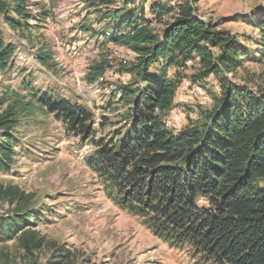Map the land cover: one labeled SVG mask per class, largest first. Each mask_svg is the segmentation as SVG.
Instances as JSON below:
<instances>
[{
  "label": "trees",
  "instance_id": "obj_1",
  "mask_svg": "<svg viewBox=\"0 0 264 264\" xmlns=\"http://www.w3.org/2000/svg\"><path fill=\"white\" fill-rule=\"evenodd\" d=\"M146 1L92 3L96 13L110 9L100 14L110 21L104 32L89 29L92 35L136 54L120 60L128 81L107 103H116L113 113L126 108L121 119L103 118L96 126L84 104L23 80L25 94L0 102L6 105L0 111V175L11 174L19 157L34 155L17 131L42 114L65 135L91 143L86 162L105 195L170 246L190 249L201 264H264V85L236 76L244 62L264 60V12L250 20L259 37L241 39L204 19L200 0H155L148 8ZM36 5L0 0V75L16 69L17 46L7 31L31 42L35 26L51 17L44 6L36 13ZM35 59L57 73L52 47L44 44ZM189 63L196 69L184 76ZM108 66L106 59L94 62L88 80L104 77ZM209 77L219 89L208 88L211 108L173 128L170 114L183 80L206 87ZM108 123L112 130L105 134ZM35 198L0 181V202L9 205L0 213V244L18 239L29 253L43 248L44 238L28 228L41 213ZM53 250L51 258L58 259L52 264L67 262L62 245ZM0 264L14 263L1 252Z\"/></svg>",
  "mask_w": 264,
  "mask_h": 264
},
{
  "label": "rangeland",
  "instance_id": "obj_2",
  "mask_svg": "<svg viewBox=\"0 0 264 264\" xmlns=\"http://www.w3.org/2000/svg\"><path fill=\"white\" fill-rule=\"evenodd\" d=\"M42 6L51 17L32 30V41L18 38L7 31L17 46L16 69L11 74L0 75V102L25 94L23 80L43 91H54L63 97L78 101L94 113L96 126L108 120H119L126 108H116L120 86L128 81L120 60H132L136 54L124 47L106 43L93 31L104 32L110 22L101 8L96 13L93 2L98 0H30ZM121 2L123 0H116ZM147 0L145 7L151 2ZM160 2L161 0H156ZM204 19L219 24L241 39H256L258 29L250 22L264 12V0H200L197 4ZM35 22V21H34ZM36 24V23H34ZM84 28H87L84 30ZM52 47L57 63L53 73L36 59V51L42 46ZM250 48L256 45L251 42ZM109 62L103 82L88 80L87 74L94 62ZM189 63L183 70L191 76L196 67ZM173 69L170 70L172 74ZM241 81L264 85V60L246 61L237 69ZM210 83L196 91L194 83L185 78L179 89V103L170 114V124L181 129L195 121L198 113L211 108L210 88L218 92V84L209 77ZM197 85V84H196ZM209 88V90H208ZM6 100V102H7ZM9 100V101H10ZM5 104L0 103V111ZM17 131L26 145L33 148V156H21L11 174L0 175V181L19 186L36 195L39 220L29 230L44 238L42 249L29 253L18 239L0 244L1 252L8 253L14 264H52L54 245H62L69 259L63 264H201L188 248H175L157 237L143 221L116 207L105 195L98 177L90 170L86 159L92 153L90 142H82L64 134L62 126L52 118L39 114L33 121L25 120ZM112 130L108 123L104 133ZM44 151V152H43ZM9 205L0 202V213Z\"/></svg>",
  "mask_w": 264,
  "mask_h": 264
},
{
  "label": "built area",
  "instance_id": "obj_3",
  "mask_svg": "<svg viewBox=\"0 0 264 264\" xmlns=\"http://www.w3.org/2000/svg\"><path fill=\"white\" fill-rule=\"evenodd\" d=\"M103 80H104V77H101V78H99V80L96 82V84H99L100 82H103ZM193 88L196 90V91H198L199 90V92H200V86L199 85H194L193 86ZM171 125V124H170ZM173 128H175V127H173Z\"/></svg>",
  "mask_w": 264,
  "mask_h": 264
}]
</instances>
